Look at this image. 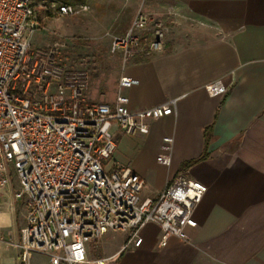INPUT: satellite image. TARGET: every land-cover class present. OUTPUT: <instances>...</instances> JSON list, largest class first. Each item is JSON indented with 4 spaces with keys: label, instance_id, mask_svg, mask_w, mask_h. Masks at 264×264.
Listing matches in <instances>:
<instances>
[{
    "label": "crops",
    "instance_id": "obj_1",
    "mask_svg": "<svg viewBox=\"0 0 264 264\" xmlns=\"http://www.w3.org/2000/svg\"><path fill=\"white\" fill-rule=\"evenodd\" d=\"M168 32L161 51L127 62L122 74L138 79L124 88L131 109L171 103L170 114L150 118L145 134L112 132L116 148L107 169L127 166L154 197L180 175L206 191L193 210L186 238L161 244L159 224L109 231L97 242L110 264H264V0H141ZM220 80L223 91L206 86ZM117 83L97 102H112ZM173 101V102H172ZM169 137V148H163ZM164 157L167 159L165 160ZM192 162L186 166L185 163ZM18 187H0V264H20L15 243L25 221ZM31 253L29 264H40ZM91 257V252L89 253Z\"/></svg>",
    "mask_w": 264,
    "mask_h": 264
},
{
    "label": "built area",
    "instance_id": "obj_2",
    "mask_svg": "<svg viewBox=\"0 0 264 264\" xmlns=\"http://www.w3.org/2000/svg\"><path fill=\"white\" fill-rule=\"evenodd\" d=\"M51 7L59 15L90 8L85 2ZM35 8V0H0V187L15 177L13 197L26 202L15 243L20 264H29L33 252L47 254L49 264H110L89 256L93 245L109 231H126L128 243L139 245L138 230L149 222L159 224L161 244L170 235L186 238L206 191L201 181L180 175L151 197L129 167H104L116 148L113 125L145 134L148 120L170 114L171 103L131 109L123 90L138 79L126 74L112 102L90 101L85 68L64 66L57 45L32 47ZM167 32L161 17L138 8L125 33L111 37L109 50L123 62L146 58L162 50ZM206 89L215 95L223 84ZM163 140L168 149L171 139Z\"/></svg>",
    "mask_w": 264,
    "mask_h": 264
},
{
    "label": "rangeland",
    "instance_id": "obj_3",
    "mask_svg": "<svg viewBox=\"0 0 264 264\" xmlns=\"http://www.w3.org/2000/svg\"><path fill=\"white\" fill-rule=\"evenodd\" d=\"M79 2L87 3L89 10L77 15H59L51 7V1L35 0L38 26L31 43L32 47L43 48L57 45V59L64 66L85 68L90 76L86 95L90 101L97 102L111 93L124 65L132 60L123 62L121 53L111 52L110 39L125 33L137 9L142 8L141 0L73 1ZM104 167L108 170L105 164ZM99 254V244L95 243L91 258ZM36 255L40 264L46 263L44 254Z\"/></svg>",
    "mask_w": 264,
    "mask_h": 264
},
{
    "label": "trees",
    "instance_id": "obj_4",
    "mask_svg": "<svg viewBox=\"0 0 264 264\" xmlns=\"http://www.w3.org/2000/svg\"><path fill=\"white\" fill-rule=\"evenodd\" d=\"M49 1H51V2H56V3H73V1H75V0H49ZM49 14H50V12H49ZM136 58H138V57H135V59ZM192 162L190 161V162H187V163H185V165L186 166H188V165H190Z\"/></svg>",
    "mask_w": 264,
    "mask_h": 264
}]
</instances>
